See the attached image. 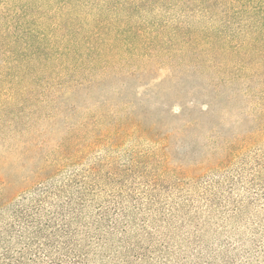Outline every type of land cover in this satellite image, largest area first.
<instances>
[{
    "label": "trees",
    "instance_id": "trees-1",
    "mask_svg": "<svg viewBox=\"0 0 264 264\" xmlns=\"http://www.w3.org/2000/svg\"><path fill=\"white\" fill-rule=\"evenodd\" d=\"M0 264H264V0H0Z\"/></svg>",
    "mask_w": 264,
    "mask_h": 264
},
{
    "label": "rangeland",
    "instance_id": "rangeland-1",
    "mask_svg": "<svg viewBox=\"0 0 264 264\" xmlns=\"http://www.w3.org/2000/svg\"><path fill=\"white\" fill-rule=\"evenodd\" d=\"M173 74V72L172 71H170V70H168V69H162L161 71H160V75H159V77L158 78H161V79H163V80H166V78L167 77H170V75H172ZM179 74V77L180 78H190L191 77V72H185V71H180V73H178Z\"/></svg>",
    "mask_w": 264,
    "mask_h": 264
}]
</instances>
